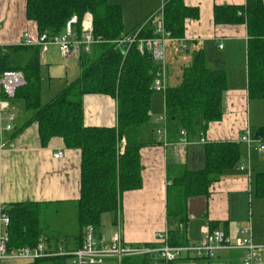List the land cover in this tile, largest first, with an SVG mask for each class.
<instances>
[{
  "label": "trees",
  "instance_id": "trees-1",
  "mask_svg": "<svg viewBox=\"0 0 264 264\" xmlns=\"http://www.w3.org/2000/svg\"><path fill=\"white\" fill-rule=\"evenodd\" d=\"M161 8L163 26L171 42L175 41L176 49L179 42L178 46L185 50L180 44L185 20L197 19L198 8L186 5L184 0H166ZM73 14L79 20L85 14L91 15L95 41L88 51L83 48L80 51L79 76L48 102L42 104L40 100L38 46L5 45L0 53V69L22 73L24 83L16 89L13 101L29 113L27 122L16 126L8 137L13 138L35 121L42 145L51 137L59 136L66 147L80 149V196L76 201V238L80 246L86 225H92L95 233L101 215L117 209L124 191L142 187L140 149L149 144L143 140L142 130L150 119L155 76L163 70L168 139H176L180 130L185 129L187 139L193 141L204 134L210 122L221 120L227 75L223 68L208 61L203 47L193 49L186 63L179 62L176 49L166 50L162 69L151 52L140 51L137 46L139 39L155 36L153 25L146 22L150 14L138 28L125 34L122 6L110 0H25L26 19L35 24L39 33H60ZM213 21L216 25L245 24L247 95L249 99L264 98V0H245L239 5L215 4ZM132 35H135L132 43L123 41ZM85 94H104L116 100L115 126L84 124ZM258 135L264 137V126L258 129ZM122 139L125 143L120 152ZM204 156L201 169L189 170L183 163L169 175L165 213L171 245L185 243L177 225L187 223L188 199L208 196L210 185L242 158L239 142L232 140L206 142ZM252 192L255 197L264 198V168L253 175ZM2 212L9 218L6 226L9 247H34L42 239L40 203L14 202L4 206ZM215 227L217 224L211 225V229ZM65 257L35 259L32 264H67ZM149 258L148 254L125 256L120 264H147Z\"/></svg>",
  "mask_w": 264,
  "mask_h": 264
},
{
  "label": "crops",
  "instance_id": "crops-1",
  "mask_svg": "<svg viewBox=\"0 0 264 264\" xmlns=\"http://www.w3.org/2000/svg\"><path fill=\"white\" fill-rule=\"evenodd\" d=\"M165 1L120 2L118 0L116 3L122 6L124 33L138 28L149 14L160 10ZM244 2L245 0H184L186 5L198 8L199 17L185 20L184 38L180 42L185 45V50L178 46L179 42L176 49V44L173 43L175 41L171 42V40L166 41L165 49L167 51L176 49L179 62L186 63L190 60L193 49L203 47L206 57L212 56L218 61V67L223 68L227 75L222 118L208 124L202 134L205 138L204 142L197 139L189 141L182 147L175 146L179 133L172 141L168 139L167 133V143L158 140V130L166 126L157 121L158 116L165 112L164 97H162V108L154 104L148 112L149 122L142 130L143 140L149 143L140 149L142 187L123 192L116 213L110 217L109 224L107 218L112 211L101 215L102 231L98 238L109 241L119 230L124 241L128 243L158 245L159 242L155 240L156 232L167 230L165 201L170 174L178 171L183 163L189 170L201 169L205 161L206 142L223 140L239 142V137L248 130L250 136L260 138L264 144V137L258 135V129L264 126V98L249 99L247 95L245 24L216 25L213 21L215 4L239 5ZM25 28H29L32 34L37 32L35 24L26 19L25 0H0V43L16 44ZM55 46L50 45L47 50L40 53L42 104L59 93L81 72L78 60L81 48L72 55L74 59L71 56L68 60H63L57 58L58 48ZM70 63L71 65L68 66ZM210 63L216 66V63L212 61ZM50 75L54 77L51 79ZM12 102L10 110L8 107L3 108L2 122H6V111L13 112L15 128L27 122L29 113L20 103L13 100ZM82 107L83 122L86 126L116 125L114 98L104 94H85ZM11 139L13 146L5 147L0 151V212L2 207L14 202L40 203V218L43 217V213L46 215L45 219L41 218L42 223L52 224L55 233L43 231L42 240L46 247L53 249L61 242L67 248H75L76 237L70 241L68 238L59 241L53 236L63 232L62 220L66 203H75L80 196V149L66 147L59 136L51 137L47 144L42 145L38 124L35 121L30 122ZM154 141L157 144L153 143ZM124 143L122 139L123 148ZM239 147L241 160L235 167L225 171L220 180L210 185L209 195L188 199L187 223L185 226L177 225L180 236L185 239L184 244L201 241L202 226L207 225L211 228L212 224H217L215 228L222 230L230 238L244 236L242 227L248 225L251 228L253 242L264 244V233L260 234L257 230L260 220L263 219L254 216L256 209L261 210L259 207L261 202L256 200L259 198H256L252 192L253 175L264 168V148L258 150L244 142H239ZM57 151L63 152L62 158H54L53 155ZM105 218L106 223H104ZM0 231H6L1 219ZM149 257L147 264L154 259L158 264H241V253L228 250L218 251L210 257L197 258L186 254L169 263L156 256ZM114 261L115 258H108L103 264H114ZM32 262L18 260L3 264H32ZM116 263L121 262L116 259Z\"/></svg>",
  "mask_w": 264,
  "mask_h": 264
},
{
  "label": "built area",
  "instance_id": "built-area-1",
  "mask_svg": "<svg viewBox=\"0 0 264 264\" xmlns=\"http://www.w3.org/2000/svg\"><path fill=\"white\" fill-rule=\"evenodd\" d=\"M162 8L151 13L146 22H149L154 27L155 36L150 38H142L137 42L140 51L148 50L151 52L155 61L164 67L165 62V44L166 41L172 40L170 34L163 26ZM79 22V29H76V24ZM92 17L85 14L79 20L77 15L73 14L66 22L63 30L58 34H49L47 32L32 34L29 28L23 30L21 39L16 44L26 46H38L40 53L47 50L48 46L56 45L59 54L63 60H68L79 48L88 51L90 46L94 43ZM137 32V31H136ZM136 35V34H135ZM135 35L127 36L123 41L132 43L135 40ZM5 45L0 43V53H2ZM184 47V44H181ZM221 47V44L219 45ZM162 74L158 73L153 82L152 89L155 92L163 93L165 85V76L163 70ZM24 83L23 75L17 70H1L0 69V151L5 147H12L13 141L8 137L14 129L15 114L7 112L6 122L3 123V108L12 107V100L16 89ZM10 110V109H9ZM157 121L166 125V113L158 116ZM163 125V126H164ZM166 126L158 130V140L167 143ZM199 141L204 142L205 138L201 134ZM239 142H244L249 146H254L258 150L264 148V144L260 138L250 136L246 130L238 139ZM189 143L186 137V130L181 129L179 132V139L175 146H185ZM123 144L119 146V151L122 152ZM54 158H62L63 152L57 151L54 153ZM0 212V219L2 223L7 226L9 218L6 213ZM203 238L196 244H182L171 245L168 242L167 230L156 232L155 240L159 242L156 246L147 244H132L124 241L120 231L113 234L109 241L103 238L96 239L92 225L88 224L84 228V238L79 247L72 250L63 251L61 248L59 252L56 248L50 249L46 247L44 241L39 239L34 247L20 246L9 247L8 235L6 231H0V264L10 263L18 260H30L48 258L52 256H69L71 258L70 264H102L105 259L115 258L119 262L125 256L144 255L156 256L169 263L178 260L190 254L197 258L210 257L218 251L228 250L237 251L241 253V264H264V244H255L251 237V228L243 229L245 234L232 240L222 230L217 228L211 229L204 225L201 228ZM150 264H158L154 259Z\"/></svg>",
  "mask_w": 264,
  "mask_h": 264
},
{
  "label": "rangeland",
  "instance_id": "rangeland-1",
  "mask_svg": "<svg viewBox=\"0 0 264 264\" xmlns=\"http://www.w3.org/2000/svg\"><path fill=\"white\" fill-rule=\"evenodd\" d=\"M118 0H110V2L111 3H116ZM121 1H124V0H120V2ZM56 47V46H55ZM56 48H58V47H56ZM165 51H166V49H165ZM59 51H58V49H57V58H61V56L59 57V53H58ZM73 57V56H72ZM75 57H73V59H74ZM62 59V58H61ZM208 61L210 62V61H212V63H216L215 65L218 67V61L216 60V59H214V58H212V56H208ZM57 60H59V59H57ZM56 61V60H55ZM59 62H61L60 60H59ZM71 65V63L68 65V66H70ZM50 77H51V79L54 77V76H52V75H50ZM162 97H163V95H162V93H155L154 95H153V97H152V102H153V104H152V106L154 107V104L155 105H160V108H162V106H163V100H162ZM158 100H159V104H158ZM163 114V113H162ZM257 198V197H256ZM256 200H260V202H261V204H260V206L259 207H261L260 209L261 210H257L256 209V211H255V217L257 218H261V219H263V221L262 220H260V225L257 227V230L259 231L258 233H264V198H259V199H256ZM254 203H255V200H254ZM76 202L75 203H73V202H68V203H66V210H65V212H64V219L62 220V226H63V232L62 233H60V234H56V236H53V237H56V238H58L59 239V241L61 240V241H64L65 240V238H68V240L70 241V239L72 240L73 239V237L75 238L76 237V235H77V232H78V222H77V215H76ZM262 204H263V206H262ZM116 212L114 211H112V212H110L108 215V218H107V222H108V224H109V219H111L110 217L111 216H113L114 214H115ZM106 216V215H105ZM45 217H46V215H45V213H43V217H41V218H44L45 219ZM112 219H113V217H112ZM115 219V218H114ZM104 223H106V218H105V220H104ZM41 225H42V227H43V230L45 231V232H49V233H51V234H55L54 233V226L52 225V224H45V223H42V220H41ZM100 226H101V224H100ZM98 227L96 230H95V237H96V239H98V236H99V234H100V232L102 231V227ZM246 227H249L248 225H246V226H243L242 227V230L244 229V228H246ZM112 229V227H110V230ZM50 234V235H51ZM83 238H84V229H83ZM237 237H233V238H231L232 240H235ZM76 241H77V239H76ZM83 241V240H82ZM198 242H200V241H198ZM198 242H193V244H196V243H198ZM77 247H79V246H76L75 248H73V249H76ZM62 249L63 251H67V250H72L71 248H67L64 244H62L61 242H59L58 243V246H57V249H56V251L57 252H59V249ZM66 259V263L67 264H70V262H71V258L69 257V256H66L65 257ZM106 260V259H105ZM105 260H104V262H105ZM103 262V263H104ZM102 263V264H103ZM114 264H117L116 263V259H115V261H114Z\"/></svg>",
  "mask_w": 264,
  "mask_h": 264
}]
</instances>
